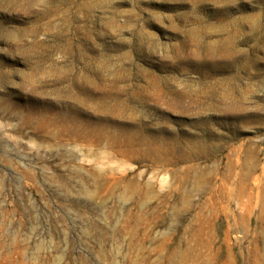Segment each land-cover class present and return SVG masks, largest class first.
<instances>
[{
    "label": "rangeland",
    "instance_id": "1",
    "mask_svg": "<svg viewBox=\"0 0 264 264\" xmlns=\"http://www.w3.org/2000/svg\"><path fill=\"white\" fill-rule=\"evenodd\" d=\"M0 264H264V0H0Z\"/></svg>",
    "mask_w": 264,
    "mask_h": 264
}]
</instances>
